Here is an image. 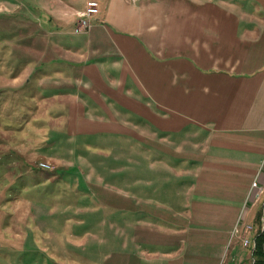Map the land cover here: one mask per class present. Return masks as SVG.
<instances>
[{"label": "crops", "instance_id": "crops-1", "mask_svg": "<svg viewBox=\"0 0 264 264\" xmlns=\"http://www.w3.org/2000/svg\"><path fill=\"white\" fill-rule=\"evenodd\" d=\"M89 1L37 0V111L82 152L113 153L119 169L83 207L114 224L79 229L85 254L56 264L255 262L264 0H93L75 34Z\"/></svg>", "mask_w": 264, "mask_h": 264}, {"label": "rangeland", "instance_id": "rangeland-1", "mask_svg": "<svg viewBox=\"0 0 264 264\" xmlns=\"http://www.w3.org/2000/svg\"><path fill=\"white\" fill-rule=\"evenodd\" d=\"M80 20L81 13L75 34ZM37 96V0H0V264H56L83 255L88 238L78 230L114 224V216L84 208L98 202L85 203V192L99 191L119 169L112 161L106 168L113 153L82 152L66 136L64 120L41 103L37 111ZM260 225L264 230V218Z\"/></svg>", "mask_w": 264, "mask_h": 264}, {"label": "built area", "instance_id": "built-area-1", "mask_svg": "<svg viewBox=\"0 0 264 264\" xmlns=\"http://www.w3.org/2000/svg\"><path fill=\"white\" fill-rule=\"evenodd\" d=\"M99 13V6L96 1H89L86 5V8L81 12V20L76 29V33H81L87 30L90 27L92 19ZM43 169L50 168L48 164L41 165ZM259 189L257 179L252 184V190Z\"/></svg>", "mask_w": 264, "mask_h": 264}, {"label": "trees", "instance_id": "trees-1", "mask_svg": "<svg viewBox=\"0 0 264 264\" xmlns=\"http://www.w3.org/2000/svg\"><path fill=\"white\" fill-rule=\"evenodd\" d=\"M255 264H264V232L257 238Z\"/></svg>", "mask_w": 264, "mask_h": 264}]
</instances>
